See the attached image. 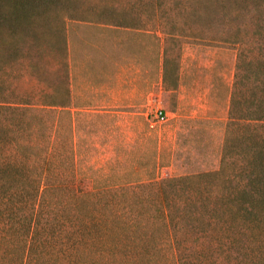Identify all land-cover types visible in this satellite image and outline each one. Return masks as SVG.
Returning <instances> with one entry per match:
<instances>
[{"label": "rangeland", "instance_id": "374dc122", "mask_svg": "<svg viewBox=\"0 0 264 264\" xmlns=\"http://www.w3.org/2000/svg\"><path fill=\"white\" fill-rule=\"evenodd\" d=\"M104 22H146L154 29L155 55L157 40L163 42L164 80L162 88L155 87L147 128L133 130L130 114L73 109L80 102L76 94L68 97L67 39L75 41L70 48L74 58L83 50L96 53L88 44L80 46V40H96ZM18 48L21 103L64 104L71 113L63 122L73 144L71 189L113 190L112 184L139 180L142 193L153 189L155 180L216 171L232 115L239 120L228 142L234 164L230 172L241 174L248 124L259 122L250 114L258 118L264 103V0H0V53L8 56ZM96 63L76 64L74 74L95 81L103 75ZM239 73L242 95L232 107ZM183 91L190 97L180 102ZM190 98L196 105L188 103ZM159 110L166 116L162 121L153 115ZM262 235L245 243L249 255L238 254L242 264H264V249L251 242Z\"/></svg>", "mask_w": 264, "mask_h": 264}, {"label": "trees", "instance_id": "16d2710c", "mask_svg": "<svg viewBox=\"0 0 264 264\" xmlns=\"http://www.w3.org/2000/svg\"><path fill=\"white\" fill-rule=\"evenodd\" d=\"M19 82L21 48L0 53V264H242L245 243L264 236V103L258 118L250 114L259 122L248 124L237 176L232 115L218 170L155 180L142 193L139 180L83 191L69 187L73 144L63 122L71 113L21 103ZM239 84L240 73L232 107ZM251 242L263 252L264 237Z\"/></svg>", "mask_w": 264, "mask_h": 264}, {"label": "crops", "instance_id": "0c3cea01", "mask_svg": "<svg viewBox=\"0 0 264 264\" xmlns=\"http://www.w3.org/2000/svg\"><path fill=\"white\" fill-rule=\"evenodd\" d=\"M98 27L96 40H80V46L86 48L88 44V47L96 49V53L83 50L74 58L70 48L75 41L69 37L67 39L68 97L74 99L76 94V99L80 102L77 105L73 103V109L130 114L133 116V130H141L142 125L147 128L148 110L154 101L155 87L162 88L164 80L163 42L157 40L155 55L154 29L148 27L146 22L141 26L111 25L104 22L99 23ZM94 59L97 60L96 67L103 72L97 80L88 81L85 75L81 78L79 74H74L76 64L85 68L93 65ZM86 93L89 95L87 100ZM181 93L179 101H188L190 96H187V92L186 95L184 91V95ZM188 103L196 105L194 98H190Z\"/></svg>", "mask_w": 264, "mask_h": 264}, {"label": "built area", "instance_id": "2783aa9c", "mask_svg": "<svg viewBox=\"0 0 264 264\" xmlns=\"http://www.w3.org/2000/svg\"><path fill=\"white\" fill-rule=\"evenodd\" d=\"M153 115H155V117L161 121L166 117L162 110L156 111L155 113H153Z\"/></svg>", "mask_w": 264, "mask_h": 264}]
</instances>
